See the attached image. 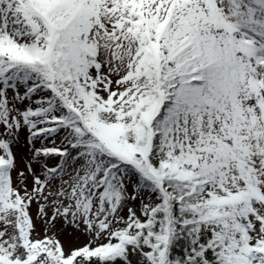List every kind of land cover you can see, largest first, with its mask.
Masks as SVG:
<instances>
[{
  "label": "snow or ice",
  "instance_id": "obj_1",
  "mask_svg": "<svg viewBox=\"0 0 264 264\" xmlns=\"http://www.w3.org/2000/svg\"><path fill=\"white\" fill-rule=\"evenodd\" d=\"M0 264H264V0H0Z\"/></svg>",
  "mask_w": 264,
  "mask_h": 264
},
{
  "label": "rangeland",
  "instance_id": "obj_2",
  "mask_svg": "<svg viewBox=\"0 0 264 264\" xmlns=\"http://www.w3.org/2000/svg\"><path fill=\"white\" fill-rule=\"evenodd\" d=\"M34 167H35V165H34ZM37 170H39V169H37Z\"/></svg>",
  "mask_w": 264,
  "mask_h": 264
}]
</instances>
